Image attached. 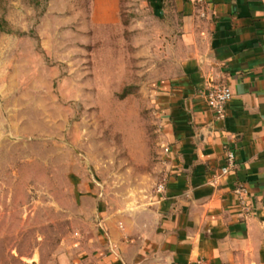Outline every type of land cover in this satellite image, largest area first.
Masks as SVG:
<instances>
[{"label":"rangeland","instance_id":"374dc122","mask_svg":"<svg viewBox=\"0 0 264 264\" xmlns=\"http://www.w3.org/2000/svg\"><path fill=\"white\" fill-rule=\"evenodd\" d=\"M119 2L103 24L93 0H0V264H75L95 199L127 216L162 181L175 56L150 0Z\"/></svg>","mask_w":264,"mask_h":264},{"label":"crops","instance_id":"0c3cea01","mask_svg":"<svg viewBox=\"0 0 264 264\" xmlns=\"http://www.w3.org/2000/svg\"><path fill=\"white\" fill-rule=\"evenodd\" d=\"M150 2L175 56L152 84L163 178L127 216L95 199L93 242L75 264H264V0H206L205 16L189 0ZM119 10L93 0L92 18L114 24ZM221 81L232 98L218 117L205 92ZM227 149L235 166L222 174Z\"/></svg>","mask_w":264,"mask_h":264},{"label":"built area","instance_id":"2783aa9c","mask_svg":"<svg viewBox=\"0 0 264 264\" xmlns=\"http://www.w3.org/2000/svg\"><path fill=\"white\" fill-rule=\"evenodd\" d=\"M199 8L201 16H205L206 0H189ZM232 98V91L229 85L225 82H216L209 86L205 92V99L210 110L218 117H223L225 113L226 104ZM225 165L221 169L222 174H227L231 168L235 166V155L232 149H227L225 157ZM235 192L239 196V203L244 213H251V206L246 200L247 189L245 187H237Z\"/></svg>","mask_w":264,"mask_h":264},{"label":"trees","instance_id":"16d2710c","mask_svg":"<svg viewBox=\"0 0 264 264\" xmlns=\"http://www.w3.org/2000/svg\"><path fill=\"white\" fill-rule=\"evenodd\" d=\"M0 26H1V23H0Z\"/></svg>","mask_w":264,"mask_h":264}]
</instances>
